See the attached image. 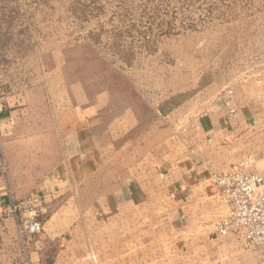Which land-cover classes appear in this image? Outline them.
I'll list each match as a JSON object with an SVG mask.
<instances>
[{"label":"crops","instance_id":"1","mask_svg":"<svg viewBox=\"0 0 264 264\" xmlns=\"http://www.w3.org/2000/svg\"><path fill=\"white\" fill-rule=\"evenodd\" d=\"M54 99V115L39 120L54 124L55 137L41 127L23 144L22 154H47L58 140L63 155L38 186L49 212L29 264H264V251L242 234L214 230L228 207L212 180L242 162L245 171L264 173L263 88L222 89L185 135L160 142L132 141L137 114L115 109L106 90L76 87ZM25 107L15 97L0 102L8 148L20 139ZM0 181V264H25L9 209L20 200Z\"/></svg>","mask_w":264,"mask_h":264},{"label":"rangeland","instance_id":"2","mask_svg":"<svg viewBox=\"0 0 264 264\" xmlns=\"http://www.w3.org/2000/svg\"><path fill=\"white\" fill-rule=\"evenodd\" d=\"M252 84L264 89V0H0V102L26 106L17 146L0 139V180L24 200L63 158L58 140L22 154L31 132L55 137L39 119L58 91L106 90L137 114L132 141L160 142L185 135L222 89Z\"/></svg>","mask_w":264,"mask_h":264},{"label":"built area","instance_id":"3","mask_svg":"<svg viewBox=\"0 0 264 264\" xmlns=\"http://www.w3.org/2000/svg\"><path fill=\"white\" fill-rule=\"evenodd\" d=\"M227 105L231 106V100L228 99ZM231 111L235 114L236 109ZM247 165L242 162L227 171L212 174L228 207V213L214 223V230L222 236L242 234L248 246L264 251V174L245 171ZM9 209L17 215L21 250L25 264H29L31 245L44 231V216L49 207L45 198L36 193L21 201L13 200Z\"/></svg>","mask_w":264,"mask_h":264}]
</instances>
